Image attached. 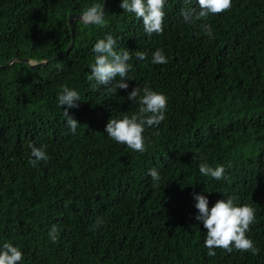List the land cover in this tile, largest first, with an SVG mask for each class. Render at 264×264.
Listing matches in <instances>:
<instances>
[{
    "label": "trees",
    "instance_id": "16d2710c",
    "mask_svg": "<svg viewBox=\"0 0 264 264\" xmlns=\"http://www.w3.org/2000/svg\"><path fill=\"white\" fill-rule=\"evenodd\" d=\"M103 2L0 0L1 64L63 54L44 66L0 68V250L5 242L19 247V264H264V0H232L230 10L195 24L181 9H198V0H165L164 31L151 36L142 18L111 0L104 25L76 22L65 53L69 14ZM107 34L132 55L129 87L115 93L88 80L92 48ZM157 49L167 63H152ZM64 85L80 96L68 109L80 124L75 134L58 105ZM139 86L168 100L165 119L145 125L143 153L105 132L111 118L139 116V103L128 100ZM30 144L46 146L49 159L29 164ZM201 156L223 165L226 178L202 175ZM196 194L209 208L228 196L251 205L246 236L258 254L233 247L209 256Z\"/></svg>",
    "mask_w": 264,
    "mask_h": 264
},
{
    "label": "clouds",
    "instance_id": "9594fccd",
    "mask_svg": "<svg viewBox=\"0 0 264 264\" xmlns=\"http://www.w3.org/2000/svg\"><path fill=\"white\" fill-rule=\"evenodd\" d=\"M198 9L182 8L181 15L185 23L195 24L197 21H207L210 15L221 14L232 7V0H198ZM120 7L126 12L134 13L138 19L143 20L144 31L148 36L153 33L162 34L164 31L163 21L165 17V0H122ZM102 6L93 3L87 7L78 17V21L85 25H104V12ZM200 27L205 35L213 36L211 25L202 23ZM117 41L111 34H107L103 39H99L93 46L95 62L91 64V75L88 80H95L103 85L108 91L115 93L118 89L129 87L127 80H130L128 73L132 65L128 63L132 59L128 49L117 50ZM138 60L146 59V54L136 51ZM153 64H165L167 58L163 54V49H157L152 56ZM119 77V79H117ZM58 105L64 108L63 115L67 117V125L73 134L76 133L79 122L69 115L68 109L78 107L80 96L76 90L67 85L62 86L57 96ZM128 100L138 102L140 105L138 115H122V118H111L105 127L107 135L120 144L127 145L130 149L143 153L145 149V139L143 136L145 125L158 126L165 119L167 108V97L147 86L134 88L128 95ZM64 106H67L65 108ZM31 148V157L28 161L33 167L40 161L49 159L46 146ZM199 171L202 175L211 176L216 180L226 178L225 168L218 165L211 167L203 156L200 157ZM149 175L154 182L160 180L157 169L149 170ZM195 207L198 209L196 219L203 222L207 229L204 246L208 249L209 256H215V248L233 251V247L240 251H250L258 254L259 250L254 246L253 241L246 236L250 230V225L255 222V209L249 204L238 206V197L228 196L219 199L209 208V199L203 194L194 196ZM100 221H97L99 224ZM57 228L53 225L49 235L53 242L57 240ZM23 259V253L19 247L10 242H5L0 250V264H19Z\"/></svg>",
    "mask_w": 264,
    "mask_h": 264
},
{
    "label": "water",
    "instance_id": "95a60500",
    "mask_svg": "<svg viewBox=\"0 0 264 264\" xmlns=\"http://www.w3.org/2000/svg\"><path fill=\"white\" fill-rule=\"evenodd\" d=\"M110 1L111 0H104V2H103V5H102L103 9L102 10L104 12V15H105L106 8H107V6H108ZM81 14L82 13H70L69 14L68 23H69L70 30H71L72 40H71V43L69 44V46H68V48H67L65 53L70 51L73 48V46H74L76 22L78 21V17ZM62 56H63V54L58 56V57H53V58H50V59H44V60H41V61L29 58V57H13L12 59H10L5 64H1L0 63V68L11 66L12 64H14L16 62H24V63L28 64L29 67L34 68V67H37V66L47 65L51 61L59 60Z\"/></svg>",
    "mask_w": 264,
    "mask_h": 264
}]
</instances>
